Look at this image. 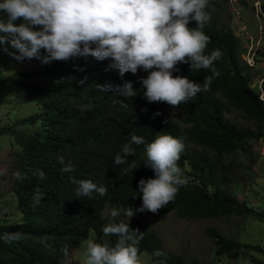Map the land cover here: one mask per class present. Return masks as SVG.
I'll return each instance as SVG.
<instances>
[{"label":"trees","instance_id":"trees-1","mask_svg":"<svg viewBox=\"0 0 264 264\" xmlns=\"http://www.w3.org/2000/svg\"><path fill=\"white\" fill-rule=\"evenodd\" d=\"M261 9L264 12V3ZM209 17L203 27L210 37L206 54L216 49L222 52V58L214 65L219 76L214 78L209 91L175 107L181 112L178 120L166 112L165 107L170 105L149 103L144 97L140 78H146L149 73L143 69L121 77L118 70L105 71L111 60L97 61L89 56L56 61L55 65L35 72L52 76L55 72L65 73L69 82L55 90L30 86L42 93L39 100L43 107L39 115H29L21 122L38 117L44 132L14 133L20 148L12 162L8 188L20 204L21 216L18 220L0 218V237L4 233L20 232L23 239L11 245L0 239V264H61V249L65 245L70 251L87 237L91 228L95 230L105 221L101 215L105 204L118 209L139 208L142 205L140 179L155 177L153 170L144 165L145 145H132L135 156L129 155L128 163H135V170L126 173L123 170L126 165H114V157L131 134L144 137L146 144L167 134L182 139L185 145L178 163L186 184L159 211H173L179 217L197 219L249 210L236 200L235 194L241 185L231 183L230 174L238 163L228 155L247 149L250 141L264 136V101L250 86L248 65L239 56L238 37L232 29L220 26L214 17ZM189 26L196 27V22ZM91 62L93 66L87 67ZM177 69L173 76L187 77L197 83L212 75L209 70L192 72L186 63L178 64ZM91 70L95 71L94 75L89 73ZM85 77L87 80L81 84ZM127 81L138 91L134 98L97 88L109 82L122 86ZM120 100L128 106L122 107ZM231 111H238L252 127L229 121L225 114ZM59 157L64 158L65 164L71 162L74 170L63 172ZM37 170L45 173V179L34 175ZM16 172L26 174L27 178L17 180ZM73 178L103 184L107 195L100 197L93 193L91 198L78 197V185L72 182ZM37 188L44 197L39 204H34ZM112 222H129L132 229L143 233L139 248L147 252L153 264H185L183 256L166 249L157 233L139 218L131 217L129 221V218L116 217L108 224ZM204 232L211 238L217 255L235 256L243 251L241 247H254L226 237L214 225L207 226ZM117 240L116 236H107L106 244L114 246ZM156 250L166 255L154 257Z\"/></svg>","mask_w":264,"mask_h":264},{"label":"clouds","instance_id":"clouds-1","mask_svg":"<svg viewBox=\"0 0 264 264\" xmlns=\"http://www.w3.org/2000/svg\"><path fill=\"white\" fill-rule=\"evenodd\" d=\"M208 3L209 0H3L0 13L6 14V19L0 17V51L17 61L37 59L42 64L89 56L97 61L108 59L111 63L105 71L118 70L121 77L143 69L149 73L146 78H140L147 101L175 108L209 91L214 78L219 76L214 65L222 58V52L216 49L206 54L210 37L203 27L210 19ZM17 20L23 22L17 24ZM193 21L196 27L189 26ZM6 45H11L19 54L9 52ZM41 50L45 55L41 56ZM184 63L189 64L192 72L209 70L212 75L205 77L202 83L173 76L177 65ZM86 80L87 77L80 83ZM97 88L117 92L127 99L138 95L131 81L122 86L109 82ZM119 102L122 107L128 106L124 100ZM133 144L145 145L144 165L153 170L155 177L139 181L142 205L135 210L132 206L110 209L109 217L113 220L122 214L129 221L136 213L156 214L170 204L186 184L178 163L185 148L182 139L164 134L146 144L144 137L131 134L114 157V165H126L123 168L126 173L136 169L135 163H128L129 155L135 156ZM59 162L63 172L74 170L71 162L65 164L63 157H59ZM34 175L45 179L42 170ZM15 178L22 181L27 176L16 172ZM72 182L78 185V197L91 198L93 193L100 197L107 195L106 186L90 179L73 178ZM43 197L44 193L37 188L34 204H39ZM102 232L105 236L118 237L117 242L108 246L87 240L82 264H142L139 244L143 233L139 229H132L129 222H112L105 225ZM0 239L11 245L23 239V234L4 233ZM61 252V264H69L68 246ZM152 255L159 258L166 253L156 250Z\"/></svg>","mask_w":264,"mask_h":264},{"label":"rangeland","instance_id":"rangeland-1","mask_svg":"<svg viewBox=\"0 0 264 264\" xmlns=\"http://www.w3.org/2000/svg\"><path fill=\"white\" fill-rule=\"evenodd\" d=\"M238 1L241 5L240 15L246 24L247 31L256 35L258 23L253 15V0ZM260 2L262 4L263 1L260 0ZM229 6L228 0H209L207 13L214 17L220 26L228 27L235 33V18L231 15ZM0 17L6 19V14L0 13ZM21 22L23 21H16L17 24ZM6 46L9 52L19 54L11 45ZM239 56L243 62L240 51ZM55 64L56 61L42 64L40 60L35 59L17 61L8 53L0 51V129H4L0 132V218L18 220L21 216L20 204L14 192L8 188L12 162L16 159L20 148V143L14 138V133L36 131L38 134H43L44 132V127L40 124L38 117L32 121L21 122L29 115H39L43 107L39 100V95L42 93L37 88L30 86L55 90L69 82L65 73L55 72L53 76L35 74L36 71ZM262 64H264V58L257 59L255 66L248 69L250 80L261 75H258L257 71L262 69ZM91 66H93V62L87 65L89 68ZM89 73L94 75L95 71L91 70ZM252 88L256 90V86ZM165 110L173 120L179 119L181 112L176 108L166 106ZM225 116L235 124L252 127L249 121L242 119L238 111H231ZM257 147L258 139L252 140L247 149L228 155L238 163V166L230 174V182L241 185V189L236 191V200L248 207L250 206L249 195L253 196L255 207L264 202V176L257 159ZM112 208L114 207L109 204L103 206L101 215L105 217V221L97 229L91 228L87 237L70 249L69 264H82L87 240L107 245V236L103 234L102 228L111 220L109 212ZM119 217L128 219L123 214ZM133 217L139 218L148 228L154 230L166 249L181 254L185 264H194L195 262L202 264H264V218L254 213L250 207L248 211L240 214H224L197 219L179 217L173 211H159L156 214L145 211L136 213ZM212 225L216 226L218 231L226 237L246 242L254 247H241L243 251L241 250L235 256L217 255L214 252L211 238L204 232L207 226ZM140 254L142 264H153L146 251L141 250Z\"/></svg>","mask_w":264,"mask_h":264},{"label":"built area","instance_id":"built-area-1","mask_svg":"<svg viewBox=\"0 0 264 264\" xmlns=\"http://www.w3.org/2000/svg\"><path fill=\"white\" fill-rule=\"evenodd\" d=\"M231 15L235 18L236 28L235 35L239 39L238 49L240 51L243 62L247 65H252L254 57L256 56V48L259 45L263 31H264V12L261 9L260 0H253L252 5L254 8V16L257 20V30L256 36H253L247 31L246 24L241 18L240 11L241 5L238 0H228ZM250 86H256L257 96L260 100L264 101V73L260 75L259 78L250 80ZM257 159L261 165V172L264 176V136L258 138L257 147ZM252 194V193H251ZM249 195L248 200L250 201V206L255 213H257L261 218H264V202L260 206L255 207V200Z\"/></svg>","mask_w":264,"mask_h":264},{"label":"crops","instance_id":"crops-1","mask_svg":"<svg viewBox=\"0 0 264 264\" xmlns=\"http://www.w3.org/2000/svg\"><path fill=\"white\" fill-rule=\"evenodd\" d=\"M264 3V0H262ZM254 15V14H253ZM252 34V33H251ZM253 35V34H252ZM257 35V33H256ZM256 35H253V36H256ZM260 58H264V31H263V34H262V37H261V40L259 42V45L258 47L256 48V56L254 57V60H253V64L252 65H248V69L251 68V67H254L255 64H256V61L257 59H260ZM256 60V61H255ZM264 64H262V69L260 70H256L258 72V75L259 74H263L264 73ZM260 77V76H259ZM259 77H256V78H259Z\"/></svg>","mask_w":264,"mask_h":264}]
</instances>
